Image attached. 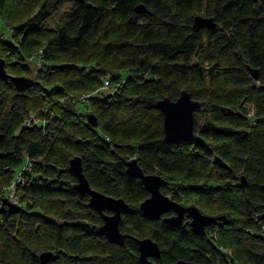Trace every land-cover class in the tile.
<instances>
[{"label":"trees","instance_id":"obj_1","mask_svg":"<svg viewBox=\"0 0 264 264\" xmlns=\"http://www.w3.org/2000/svg\"><path fill=\"white\" fill-rule=\"evenodd\" d=\"M196 17L215 28L194 31ZM2 26L7 74L33 84L0 79V188L13 182L22 209L0 215V264H143L135 239L159 245L154 264H264V0H0ZM182 91L200 105L194 135L169 145L156 103ZM76 157L91 189L127 204L122 246L73 190ZM132 159L172 201L224 221L199 237L144 215Z\"/></svg>","mask_w":264,"mask_h":264},{"label":"water","instance_id":"obj_2","mask_svg":"<svg viewBox=\"0 0 264 264\" xmlns=\"http://www.w3.org/2000/svg\"><path fill=\"white\" fill-rule=\"evenodd\" d=\"M136 13H146L144 7L138 6ZM212 19L196 17L192 29L199 31L202 29L212 30L215 28ZM254 80L258 79V72L251 71ZM0 79L9 80L19 93L28 90L33 80L26 77H12L7 74L5 61L0 57ZM157 109L163 117V134L164 141L169 144H179L191 140L194 135L195 113L199 110L200 105L197 101L191 99L188 92L182 91L177 100L171 101L164 98L156 103ZM87 124L97 127V120L93 114L86 115ZM1 138V137H0ZM69 171L76 178V184L73 190L79 196H87V207L95 211L102 218V225L98 232L109 244L122 246L126 240V235L120 231L119 225L122 216L128 212V206L123 199H114L91 189L83 175L82 163L80 158H73L69 162ZM126 175L130 179H137L141 182L149 197L139 205L140 211L154 221H158L162 216L174 214L172 217L163 219V222L174 228L182 225L184 217L190 219V228L192 232L199 237L204 236L205 227L213 223L224 221V217L204 215L196 207H184L172 201L161 193V188L165 187L167 182L157 175H145L139 168L137 160L132 159L126 163ZM242 186H246V181L240 179ZM264 192V187H262ZM21 207L14 206L6 199L0 201V215L3 213L15 214L21 211ZM109 213L110 215H106ZM139 260L143 264H150L148 259H159L160 251L158 245L151 239L135 240ZM53 258L52 253H43L39 256V264H49ZM175 264H193L179 261Z\"/></svg>","mask_w":264,"mask_h":264},{"label":"rangeland","instance_id":"obj_3","mask_svg":"<svg viewBox=\"0 0 264 264\" xmlns=\"http://www.w3.org/2000/svg\"><path fill=\"white\" fill-rule=\"evenodd\" d=\"M3 28V29H2ZM2 28L0 27V38H2L3 40H6V41H9V42H11L12 44H13V42L10 40V38H9V34L7 33V34H5V35H3L4 34V32H7V28L6 27H4V26H2ZM15 44V43H14ZM40 52H38L37 54H39ZM37 54H35V55H37ZM1 57V56H0ZM33 57L34 56H31V57H29L30 58V60H29V62H28V65L29 66H31V70H33V72H32V77H34L35 78V68H38V66L37 65H34V64H31V63H33L32 61H33ZM4 61H6V62H9L5 57H1ZM31 64V65H30ZM5 66H7V64L5 65ZM5 69H6V67H5ZM252 76V75H251ZM26 78H29V77H26ZM104 89H102V91H103ZM99 91V90H98ZM100 92H101V89H100ZM96 93H97V91L96 92H92V93H90L91 95H96ZM90 94L89 93H87V95L88 96H90ZM85 97H87L86 96V94H83V95H77V100H76V102L79 104L80 103V101H82L83 99H85ZM77 104V105H78ZM38 121H40V119H38V117H35V120L34 121H32L33 123H35V124H37L36 122H38ZM24 172H23V170H22V172L19 174V178H17V179H15V182L16 181H18L19 182V186L18 187H21V186H23V185H25L26 183V181H24V180H22V176H24V174H23ZM174 184H178V182H175ZM14 184H13V182L10 184V186L8 187V185L6 186V187H3L2 189L0 188V201L2 200V199H6V200H8V202L10 203V204H12V205H14V206H18V207H21V205H20V197H19V195H18V193H17V190L15 191V187L13 186ZM14 187V190L11 192V187ZM8 188V189H7ZM163 188H165V187H163ZM163 188H161V193H162V189ZM10 190V191H9ZM163 194V193H162ZM168 194V193H167ZM164 195V194H163ZM10 196L11 197H13L14 199H11L10 198ZM165 196V195H164ZM166 197H168L169 199L171 198V195H169V196H166ZM187 200V198L185 197V196H183V199L182 200ZM188 201V200H187ZM13 202H16L17 204H14ZM190 206H193V207H196V206H194L193 204L192 205H190ZM197 208V207H196ZM202 214H204L202 211H200ZM17 214V213H16ZM205 215H207V214H205ZM209 228V226L208 227H205V229L207 230ZM263 237L262 238H264V229H263ZM203 237V236H202ZM135 240H137V239H135ZM155 243V242H154ZM226 254H228V255H231V252H225ZM160 257H161V253H160ZM152 260V262H154V261H156V260H158V259H151Z\"/></svg>","mask_w":264,"mask_h":264},{"label":"flooded vegetation","instance_id":"obj_4","mask_svg":"<svg viewBox=\"0 0 264 264\" xmlns=\"http://www.w3.org/2000/svg\"><path fill=\"white\" fill-rule=\"evenodd\" d=\"M177 204H179V205H181V206H184L183 204H181V203H177ZM184 207H189V206H184ZM106 214V213H105ZM107 215H110L109 213H107ZM174 214H167V215H164V216H162L161 217V219L160 220H158V221H161V222H163V219L164 218H167V217H172ZM122 220V219H121ZM164 223V222H163ZM165 224V223H164ZM186 225H188V228H190V219L187 217V216H185L184 217V220H183V222H182V225H181V227H179V228H184V227H187ZM172 228H174V227H172ZM191 229V228H190ZM192 231V230H191ZM122 233V232H121ZM123 234V233H122ZM194 234V233H193ZM123 235H125V234H123ZM204 236H205V234H204ZM157 244V243H156ZM158 245V244H157ZM158 248H159V245H158ZM159 251H160V253H161V250H160V248H159ZM160 259V258H159ZM158 259V260H159ZM148 261H149V263L150 264H154V262H152V260L151 259H148ZM179 262V261H178ZM183 262H186V263H192V262H190V261H183ZM177 263V262H176Z\"/></svg>","mask_w":264,"mask_h":264},{"label":"built area","instance_id":"obj_5","mask_svg":"<svg viewBox=\"0 0 264 264\" xmlns=\"http://www.w3.org/2000/svg\"><path fill=\"white\" fill-rule=\"evenodd\" d=\"M34 120H35V118H34V117H30V122H32V121H34ZM18 178H19V176H18ZM16 183H19V182H18V181H16ZM13 186H14V185H13ZM13 186L11 187V192L14 190V187H13ZM10 198H11V199H14V198H13V197H11V196H10ZM13 203H14V204H17L16 202H13Z\"/></svg>","mask_w":264,"mask_h":264},{"label":"bare ground","instance_id":"obj_6","mask_svg":"<svg viewBox=\"0 0 264 264\" xmlns=\"http://www.w3.org/2000/svg\"><path fill=\"white\" fill-rule=\"evenodd\" d=\"M100 89H101V88H100ZM105 89H106V88H105ZM105 89H104V90H105Z\"/></svg>","mask_w":264,"mask_h":264}]
</instances>
